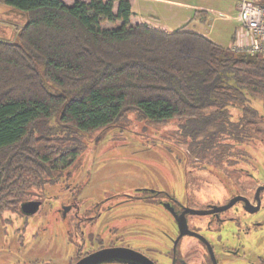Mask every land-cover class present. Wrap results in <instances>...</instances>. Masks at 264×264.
I'll list each match as a JSON object with an SVG mask.
<instances>
[{"label": "trees", "instance_id": "1", "mask_svg": "<svg viewBox=\"0 0 264 264\" xmlns=\"http://www.w3.org/2000/svg\"><path fill=\"white\" fill-rule=\"evenodd\" d=\"M0 2L27 17L15 41L0 38V216L58 183L88 134L131 114L156 126L176 119L187 147L219 170L245 154L237 143L262 141L250 101L264 106V54L186 24L132 23L129 0Z\"/></svg>", "mask_w": 264, "mask_h": 264}, {"label": "rangeland", "instance_id": "2", "mask_svg": "<svg viewBox=\"0 0 264 264\" xmlns=\"http://www.w3.org/2000/svg\"><path fill=\"white\" fill-rule=\"evenodd\" d=\"M235 2L236 0H210L205 3L210 6L208 8L217 11V14L210 13L204 26L208 29V23H211L214 27L212 36L225 43L224 46L228 42L234 47L240 45L238 41L230 42L229 33L231 27L235 26L238 30L240 24L236 20L224 18L225 15L238 14ZM26 19L23 11L0 2V38L15 41L18 29ZM164 22L169 26L176 24L172 21ZM104 26L112 27L113 24L106 22ZM230 48L233 49L232 46ZM250 103L263 117L259 124L264 127L262 101L251 99ZM176 125V119L156 126L138 121L134 114H131L128 122L122 120L106 129L88 134L87 147L65 171L59 182L46 184L40 190V195L37 196L40 205L35 213L25 214L17 209L2 213L0 264H70L80 239L74 227V210L71 209L65 217L61 214V207L67 203L76 201L85 211L84 208L90 206L93 201L102 200L110 194L131 191L135 187L168 191L172 188L180 200L189 196L187 198L190 201L199 202L197 206L206 200L221 201L237 191L248 195L253 193L257 182L242 170L244 173L239 172L241 178L238 180L239 174H232L238 171L237 169L229 173L233 167L247 169L248 166L254 179L264 182V132L260 142L243 143L244 145L237 143L239 148L244 146L243 150L247 153L233 157L235 164L221 166L223 169L219 170L214 166V162H206L211 159V154L201 158L194 145L187 147V142L174 131ZM251 163H255V167ZM188 178L191 179L187 185ZM30 199L35 198L32 196ZM139 205L143 206L124 208L117 205L118 207L113 206L110 209H100L101 214L93 232L98 233L99 226L107 224L113 227L121 226L126 232L130 230V233L145 228L152 244L159 246L161 243L163 248L165 244L169 246L166 239L161 238L154 229L166 226L168 230L169 219L166 213L157 207L150 208L148 204ZM124 215L127 217L124 218ZM120 217L125 219L124 223L118 222ZM246 220L260 224L254 227V223L248 225L241 222L230 230L231 236L223 235L222 240L229 247H237L236 244L240 241L242 247L239 249L243 255L224 258V263L252 264L264 257V207L249 215ZM247 226L249 230L246 234L244 231H247ZM106 232L100 235L107 237ZM83 237L86 240L85 234ZM187 238L185 237L183 242L187 241ZM163 261L165 262L166 258H163ZM168 263L169 259L165 264Z\"/></svg>", "mask_w": 264, "mask_h": 264}, {"label": "flooded vegetation", "instance_id": "3", "mask_svg": "<svg viewBox=\"0 0 264 264\" xmlns=\"http://www.w3.org/2000/svg\"><path fill=\"white\" fill-rule=\"evenodd\" d=\"M252 166L255 167V163L252 164ZM233 169H237L238 171L233 172ZM241 170L245 171V175L252 177L253 180L257 182L253 193L248 195L237 191L221 201L206 200L203 204H199V206H197L199 202L190 201V199L187 198L189 196H187L185 200H180L174 191H172V188L168 191L166 189L151 187H135L128 192L107 195L102 200L93 201L90 203V206L87 205L88 207L84 208L85 211L82 210L83 208H81V205L76 201L72 204L67 203L65 206L61 207V214L65 217L71 209L74 210V227L80 239L70 264H74L88 254L102 249H115V253L128 255L129 258H126L128 256L112 257L96 264H145L147 260H149L148 262H150V264H165L168 259V264H230L224 263L222 259L230 256H243L239 249L242 247V243L238 240L239 242L236 244L237 247H229L222 240L223 235H230V230L241 222L248 225L249 223H254L252 221L248 222L246 219L249 218V215L257 212L261 207H264V187H262L264 186V182L254 179L253 175L249 172L250 169L248 166L247 169L245 167H233L229 173L233 172L232 174L237 175ZM240 176V174L239 177L237 176L238 180L241 178ZM190 179L191 178L187 179V185L190 184ZM257 189H259L258 192ZM236 196H240V198L235 200L233 204L218 210L219 207L226 206L230 200ZM34 200L39 199L35 198ZM143 203L144 205L148 204L147 206L150 208L157 207L162 209L166 213L169 219L168 230L166 226L163 228L158 226L154 229L161 238L166 239L169 246L165 244V248H163L164 246H162L161 243H159V246L152 244L150 242L151 238L147 237L145 233V228H142L139 232L135 231L130 233V230L126 232V229L121 226L113 227L107 224V226H99L100 229L98 233L93 232L95 223H97L101 214V211H99L100 209H110L117 205L124 208L139 207L143 206L139 205ZM66 206L69 208L64 211L63 209ZM186 208L204 211L213 210L206 213L186 212L184 217L189 232L180 234L178 219ZM124 210L122 212H124ZM154 213L156 214V212ZM126 217L127 216L124 215V218ZM124 218L120 217V219L117 220H119L118 222L124 223ZM142 221L144 220L142 219ZM259 224V222L254 223V227ZM103 230L107 231V237L100 235L104 232ZM246 230L247 231H244L245 233L248 232L249 226H247ZM83 234H85L86 240H84ZM185 237H188L186 239L187 241L183 242ZM142 256L147 259H143ZM163 258H166L165 262ZM134 259L140 260L137 261ZM30 264L37 263L31 262ZM252 264H264V257L260 258L258 261L252 262Z\"/></svg>", "mask_w": 264, "mask_h": 264}, {"label": "crops", "instance_id": "4", "mask_svg": "<svg viewBox=\"0 0 264 264\" xmlns=\"http://www.w3.org/2000/svg\"><path fill=\"white\" fill-rule=\"evenodd\" d=\"M66 4L72 3L73 0H62ZM131 4L132 23H146L149 26L162 29L164 31H172L181 25H185L186 30L194 31L203 34L204 36L211 39L213 42L224 46L225 43L216 40L212 36V31L214 27L211 23H208V29L204 25L208 22V16L210 13H216L217 11L210 9L205 5V3L210 2V0H129ZM237 2H235L237 10ZM182 7V9H180ZM210 11V12H209ZM218 18V17H215ZM224 18L228 20H236L239 24L237 15L230 16L225 15ZM223 18V20H225ZM164 21H172L176 23L175 25L169 26ZM171 23V24H172ZM227 23V22H226ZM228 24V23H227ZM237 28L231 27L230 42L234 43L236 40H245L243 37L241 39V26ZM227 47H233V44L226 45Z\"/></svg>", "mask_w": 264, "mask_h": 264}, {"label": "built area", "instance_id": "5", "mask_svg": "<svg viewBox=\"0 0 264 264\" xmlns=\"http://www.w3.org/2000/svg\"><path fill=\"white\" fill-rule=\"evenodd\" d=\"M237 18L240 22L241 39L236 40L239 46L234 50L249 54H264V0H238Z\"/></svg>", "mask_w": 264, "mask_h": 264}, {"label": "water", "instance_id": "6", "mask_svg": "<svg viewBox=\"0 0 264 264\" xmlns=\"http://www.w3.org/2000/svg\"><path fill=\"white\" fill-rule=\"evenodd\" d=\"M262 187H264V186H262ZM258 191H259V189H257V192ZM238 198H240V196H236L235 198H232L230 200V202L226 206H221V207L218 208V210L226 208L227 206L233 204L235 202V200H237ZM39 205H40V201L39 200L30 199V200L23 201L21 203V205H20V208H21L22 212H24L25 214H33V213H35L38 210ZM68 208L69 207L66 206V207H64L63 210L66 211ZM212 210L213 209L208 210V211H204V210H196V209H192V208H186L181 213V215L179 216V219H178V221H179L178 227H179V230H180V234H184V233L189 232V230L187 229L186 222H185V217H184L186 212L189 211V212H192V213H206V212H210ZM114 250L115 249H102V250L95 251V252L90 253L87 256L79 259L74 264H96V263L102 262V261L107 260V259L112 258V257H126V256H128V255H124V254H121V253L117 254V253H115ZM126 258H129V256L126 257ZM143 259H147V258L143 257ZM143 259H141V260H143ZM134 260L139 261L140 259L139 260L138 259H134ZM148 261L149 260H147L145 262V264H150V262H148Z\"/></svg>", "mask_w": 264, "mask_h": 264}]
</instances>
